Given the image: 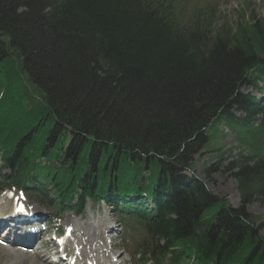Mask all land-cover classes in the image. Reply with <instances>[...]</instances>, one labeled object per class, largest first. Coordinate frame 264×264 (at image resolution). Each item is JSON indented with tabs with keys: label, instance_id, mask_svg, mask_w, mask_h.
<instances>
[{
	"label": "trees",
	"instance_id": "16d2710c",
	"mask_svg": "<svg viewBox=\"0 0 264 264\" xmlns=\"http://www.w3.org/2000/svg\"><path fill=\"white\" fill-rule=\"evenodd\" d=\"M204 2L0 0V175L59 213L105 200L143 264H264V153L236 208L185 173L220 122L264 149V100L242 93L264 85V12L218 23Z\"/></svg>",
	"mask_w": 264,
	"mask_h": 264
},
{
	"label": "rangeland",
	"instance_id": "374dc122",
	"mask_svg": "<svg viewBox=\"0 0 264 264\" xmlns=\"http://www.w3.org/2000/svg\"><path fill=\"white\" fill-rule=\"evenodd\" d=\"M216 1H220L216 18L218 23L227 21L235 25L240 18L248 14L246 6L250 8L251 13H254V15L264 12V0ZM190 4L194 6L193 3ZM243 90L245 93L250 92L264 98L263 90L260 88L247 86ZM233 111L240 117L246 115L245 112ZM254 122L256 125L260 124L262 122L261 116H257ZM252 151L253 148L250 144H242L238 141V133L234 128L220 124L215 135V142L201 150L195 157V173L216 195L228 202L230 206L238 207L241 204V196L238 181L235 177L239 169L235 163L240 159V153L249 156V161L254 162L255 158L252 156ZM261 151L264 153V149H261ZM188 173L193 174V172ZM260 203L262 202L254 200L247 206V209L254 216H258L259 227H262V234L264 235V206ZM86 207L83 215L76 216L74 213L68 212L61 216V219L54 220L48 228L56 227L62 230L67 225L76 227L79 231L74 235L72 241H69L68 247L72 249L75 246L76 249L70 251V253L75 254V252H78L79 260L85 264H89L90 259L99 262V264H140L133 261L134 259L138 260L140 257L138 253H135L137 245L134 242L137 240L131 241L128 239L129 232L126 233L122 229L123 227L116 222L108 208L102 204L94 205L91 203L87 204ZM34 209L43 218L42 222L50 220L51 210L40 206H34ZM31 224H35V222L29 225ZM86 226H89L90 230H86ZM49 229L41 231L34 241H32L33 236H27L23 228H18L17 231H12L9 234L0 232V239L5 240V244L0 243V264H64L63 262L53 263L52 254H49L52 248L51 244H53V240L47 243L52 234ZM48 231L49 234L43 236ZM130 233L134 238L142 236L135 227H131ZM106 239L107 245L105 243ZM36 241L38 242L35 244ZM77 242L83 244L78 246ZM39 246L40 248H38ZM38 259H43V261L38 263Z\"/></svg>",
	"mask_w": 264,
	"mask_h": 264
},
{
	"label": "bare ground",
	"instance_id": "6f19581e",
	"mask_svg": "<svg viewBox=\"0 0 264 264\" xmlns=\"http://www.w3.org/2000/svg\"><path fill=\"white\" fill-rule=\"evenodd\" d=\"M86 230H90V228H89V226H86ZM108 231H110V230H108ZM36 236V232L33 234V239H32V241H34L35 240V237ZM77 244L80 246V244H83V243H79V242H77ZM38 248H40V246L38 247ZM37 254V253H36ZM29 257V256H28ZM43 261V259H38V263L39 262H42Z\"/></svg>",
	"mask_w": 264,
	"mask_h": 264
}]
</instances>
